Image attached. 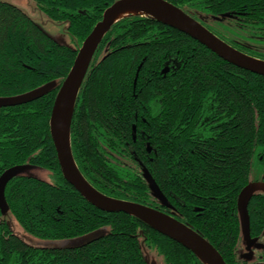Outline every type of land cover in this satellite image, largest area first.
Masks as SVG:
<instances>
[{"label": "trees", "instance_id": "16d2710c", "mask_svg": "<svg viewBox=\"0 0 264 264\" xmlns=\"http://www.w3.org/2000/svg\"><path fill=\"white\" fill-rule=\"evenodd\" d=\"M31 1L50 22L65 24L73 46L0 1V176L23 168L4 188L0 264H150L149 252L165 264H202L145 223L87 203L58 165L49 133L57 90L82 42L119 0ZM165 1L194 20L197 12L209 13L264 35V0ZM46 84L37 94L16 98ZM69 142L80 174L101 194L177 219L208 241L225 264L242 254L237 197L248 183H264L263 76L153 18H122L92 58ZM253 166L261 170L256 181L250 179ZM146 176L165 203L153 195ZM247 211L250 238L264 242L263 193L252 196ZM104 227L106 233L73 247L30 244L20 235L52 242Z\"/></svg>", "mask_w": 264, "mask_h": 264}, {"label": "water", "instance_id": "95a60500", "mask_svg": "<svg viewBox=\"0 0 264 264\" xmlns=\"http://www.w3.org/2000/svg\"><path fill=\"white\" fill-rule=\"evenodd\" d=\"M128 10L137 11V15L153 18L197 41L224 61L245 71L264 77V61L237 51L224 43L199 22L181 9L165 0H119L108 7L91 33L85 38L77 51L72 67L59 86L49 119V133L56 152L58 165L65 181L81 197L96 209L107 213H124L131 216L175 241L190 251L202 264H225L215 248L195 231L171 216L140 204L109 198L95 190L76 167L71 155L69 134L70 122L75 102L90 66L95 51L115 18ZM126 18V17H125ZM23 168L14 167L0 176V211L7 213L4 200V188L8 180ZM153 195L162 203L166 199L150 176H146ZM256 192L264 194L263 182H250L237 197V211L243 241L249 252L255 240L250 238L248 204Z\"/></svg>", "mask_w": 264, "mask_h": 264}, {"label": "rangeland", "instance_id": "374dc122", "mask_svg": "<svg viewBox=\"0 0 264 264\" xmlns=\"http://www.w3.org/2000/svg\"><path fill=\"white\" fill-rule=\"evenodd\" d=\"M0 1L10 3L25 11L48 35L53 37L57 42L68 45L70 47L73 46L72 38L65 33V24L50 22L43 14H41L34 8L35 6L31 0ZM195 18L197 22L210 29L211 32L221 36L226 42L234 44L237 48H240L243 51L248 52L249 54L264 58V36L261 35L260 32H256L251 28H239L231 22H228L217 16H212L209 13L197 12L195 13ZM49 86L50 84H46L34 92H30L16 98H27L47 89ZM260 171L261 170L257 166H253L250 179L252 181H256L260 177ZM107 228L108 227H104L83 236L56 240L52 242L37 240L24 233H20V235L26 242L30 244L50 245L56 247H73L81 245L93 238L106 233L108 231ZM148 260L150 264H163V258L154 252L148 253Z\"/></svg>", "mask_w": 264, "mask_h": 264}, {"label": "flooded vegetation", "instance_id": "af4514ba", "mask_svg": "<svg viewBox=\"0 0 264 264\" xmlns=\"http://www.w3.org/2000/svg\"><path fill=\"white\" fill-rule=\"evenodd\" d=\"M205 27V26H204ZM206 28V27H205ZM207 29V28H206ZM208 30V29H207ZM211 32V31H210ZM212 33V32H211ZM214 34V33H212ZM216 36V35H215ZM264 36V35H263ZM217 37V36H216ZM221 40V39H220ZM225 43V42H224ZM227 44V43H226ZM228 45V44H227ZM230 46V45H229ZM232 47V46H231ZM233 48V47H232ZM235 49V48H234ZM237 50V49H236ZM238 51V50H237ZM240 52V51H239ZM147 151H149L148 146L146 145ZM64 179V178H63ZM65 180V179H64ZM87 182V181H86ZM89 184V183H88ZM77 192V191H76ZM80 195V194H79ZM81 196V195H80ZM100 211V210H99ZM103 212V211H102ZM107 213V212H104ZM112 214V213H109ZM117 214V213H116ZM124 214V213H123ZM177 220V219H176ZM178 221V220H177ZM180 222V221H179ZM182 223V222H180ZM183 224V223H182ZM185 225V224H184ZM188 227V226H187ZM190 228V227H189ZM264 250V242H255L253 243L249 252L246 251V244L244 242V250L242 254L240 253L235 257L236 262L234 264H264V256L262 255ZM160 256V255H159ZM163 264H165L163 260ZM227 264V263H226ZM229 264V263H228Z\"/></svg>", "mask_w": 264, "mask_h": 264}, {"label": "bare ground", "instance_id": "6f19581e", "mask_svg": "<svg viewBox=\"0 0 264 264\" xmlns=\"http://www.w3.org/2000/svg\"><path fill=\"white\" fill-rule=\"evenodd\" d=\"M131 15H137V11L135 10H128L125 12L120 13L119 15L116 16L115 21H118L122 18L129 17Z\"/></svg>", "mask_w": 264, "mask_h": 264}]
</instances>
